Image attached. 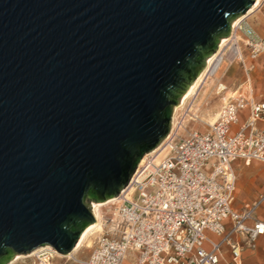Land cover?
<instances>
[{
    "label": "water",
    "instance_id": "water-1",
    "mask_svg": "<svg viewBox=\"0 0 264 264\" xmlns=\"http://www.w3.org/2000/svg\"><path fill=\"white\" fill-rule=\"evenodd\" d=\"M253 2L0 0V264L73 250Z\"/></svg>",
    "mask_w": 264,
    "mask_h": 264
},
{
    "label": "built area",
    "instance_id": "built-area-1",
    "mask_svg": "<svg viewBox=\"0 0 264 264\" xmlns=\"http://www.w3.org/2000/svg\"><path fill=\"white\" fill-rule=\"evenodd\" d=\"M235 31L244 38L245 82L226 96L206 131L171 130L140 159L126 186L105 201L113 205L106 230L82 264H123L128 253L135 264H241L242 248L264 237L257 215L264 189L234 208L232 166L264 164V102L255 101L248 83L249 62L264 54V37L244 20ZM46 248L29 258L33 264H53L56 252Z\"/></svg>",
    "mask_w": 264,
    "mask_h": 264
},
{
    "label": "crops",
    "instance_id": "crops-1",
    "mask_svg": "<svg viewBox=\"0 0 264 264\" xmlns=\"http://www.w3.org/2000/svg\"><path fill=\"white\" fill-rule=\"evenodd\" d=\"M241 16H243V15H241ZM242 19H244L245 23L255 32V34L257 36L264 37V0H259L257 8L252 10V12L249 15L245 16ZM240 35H241V37H239V38L236 35L234 36L235 40L232 43H230L227 47H225V53L222 56L218 57V59L216 60L215 68H214L215 73L213 74V76L216 74V72L221 68V66L224 63L230 64V63L234 62V58L236 56L240 55L239 53H241L242 57L243 56L245 57L246 51H245V48L242 44L243 43V36L241 33H240ZM237 63H238V61H237ZM249 64H253V69L251 70V72L248 75V79H249L248 83L251 86L253 97H254L255 101H257V102H264V54L260 55L255 60L250 61ZM238 66L241 67L242 79L238 83V85L235 86V88H233L232 91H230L228 94H231L233 91H235L246 80V75L242 69L241 64L238 63ZM208 81H209V79L207 80L206 84L208 83ZM201 90H202V88L198 91V94L194 98V100H192L193 101L192 106L194 107V113H192L190 109L187 111V109L189 108V104L191 102L190 99L188 100V103L186 102L183 105L184 108L182 107L181 108L182 110L178 111V112L183 111V112H181L182 116L179 118L177 117L179 122L182 121V124L186 121L184 123V125H185L186 123L189 122V120H192L194 122L199 121V122L207 125V124H211L215 120V118L219 112V109L221 108V106L224 103L225 96L223 94H225V92L223 93V91H225V88L220 83H218V85L216 87V93H217V95L220 96V105H219V109L217 110L214 118L210 114H206L205 116H202L201 114H199V112H200L199 107L197 104H195V100L199 96ZM186 111H187V113H186ZM190 113H192L193 115ZM177 115H178V113H177ZM242 115H244V113ZM242 164H244V163L242 162ZM252 165H254L256 167L260 166V165H256V164H252ZM252 165L249 164L246 166L251 167ZM235 175H236L235 190H236V188H238V190H237L238 192L245 193L247 195L252 194L253 196L255 194L256 197H257V195L262 193V191L264 189V178H262L260 181H257L258 179H257L256 175L246 174L243 177H241V175L239 173L238 174L235 173ZM253 200H249V201L245 202L240 208H236V207H234V208L241 209ZM258 218L261 220H264V214H262V216L258 215ZM101 228H102V226H101ZM100 233H101V231H100ZM100 233L94 238L93 243L91 242L92 245L94 244L95 239L100 235ZM90 244L87 247H90ZM128 254L132 256V261L129 264H135L134 254H132V253H128ZM75 255H73L71 258H62V257L56 256L52 260V263L53 264H59V262H57V260H60V261H63V264H65L69 261V259L70 260L73 259L75 257ZM25 258L26 257L24 256V258H21V259H25ZM227 258H229L228 254H227ZM16 261H18V260H14L10 264H14ZM125 261H126V258L123 262L124 264H125ZM240 263L241 264H264V237H260L255 242V246L253 248H247V247L242 248ZM221 264H224V263L222 262Z\"/></svg>",
    "mask_w": 264,
    "mask_h": 264
},
{
    "label": "rangeland",
    "instance_id": "rangeland-1",
    "mask_svg": "<svg viewBox=\"0 0 264 264\" xmlns=\"http://www.w3.org/2000/svg\"><path fill=\"white\" fill-rule=\"evenodd\" d=\"M231 32H232V28H231V24H230L229 35L231 34ZM239 37H241V35H239L238 38ZM218 47H219V44H218ZM217 50H218V48L215 50L214 54L217 52ZM238 63H237V60L230 63V64L224 63L221 66V68L216 72V74L214 76H213V74L215 73V71L209 77L208 83L202 88L199 96L195 100V104H197L199 107V111H200L199 114H201L202 116H205L206 114H210V115H212L213 118L215 117V114H216L217 110L219 109V105H220V96L217 95V93H216V87H217L218 83L222 84L225 88V91H223V93L225 92V94H223V95L225 97L229 96L228 93L230 91H232V89L235 88V86H237L238 83L242 79V71H241V67L238 66ZM181 112H183V111L178 112V115H177L178 118L181 117V115H182ZM173 113H174V108L172 109L169 132L171 131V125H172L171 123H172ZM206 129H207L206 124L201 123L199 121L194 122L192 120H189V122L184 125V128L179 130V133L181 135H185L188 131L204 132V131H206ZM252 164H256V165H260V166L256 167ZM250 165H252V166L247 167L246 165L242 164L241 161H236L232 164L235 173H237V174L239 173L241 175V177L245 176L246 174H251V175H256V177L258 179L257 181H260L262 178H264V164L263 163H258V162L253 163L252 162V163H250ZM237 190H238V188H236L235 193H234V197H235L234 201L235 202L233 204V207L240 208L245 202H247L249 200H253L256 197L255 194H254V196L252 194L247 195L245 193L238 192ZM104 203H106V202H104ZM91 205L92 204L90 203V208H91ZM112 207H113V205L111 206L110 204L109 205L107 204V205H104L101 207L100 216H101L102 221L105 218H108L111 216V212H112L111 208ZM262 214H264V205H262L259 208L258 213H257V215H261V216H262ZM104 230H106V229L104 228ZM99 233H97L95 235V237ZM92 243H93V241H92ZM92 243L90 244V247H84V248H81L79 250V252L74 257L76 259V261L69 260L65 264H82V262L87 260L92 248L94 247V245H92ZM22 258H24V255L22 256ZM17 260L18 261H16L14 264H33V260L29 259V258H25V259L20 258V260L19 259H17ZM131 261H132V256L128 255L126 257L125 264H129ZM57 262H59V264H63V261L57 260Z\"/></svg>",
    "mask_w": 264,
    "mask_h": 264
},
{
    "label": "bare ground",
    "instance_id": "bare-ground-1",
    "mask_svg": "<svg viewBox=\"0 0 264 264\" xmlns=\"http://www.w3.org/2000/svg\"><path fill=\"white\" fill-rule=\"evenodd\" d=\"M259 0H254L253 4L251 5V7L248 9L249 11L243 16L240 15V17L238 16V18L236 17L235 20L232 21L231 23V28H232V32L228 37H225L224 39H220L219 41V47L218 50L215 54H212L210 57H208L206 59V64L204 66V68L202 69V71L200 72V74L197 76V78L193 81V83L189 86V88L186 90V92L181 96V98L179 99V102L177 103L176 106H174V113L172 116V125H171V130L173 132L180 130L182 128H184V123L182 124V121H178L177 119V113L179 110H182L181 108L183 107V105L190 99L191 102L189 104V108L187 109V111L190 109L192 113H194V107L192 106V100H194V98L197 96L198 91L203 88V86L206 84L207 80L209 79V77L213 74V72L215 71V62L218 59V57L222 56L225 53V47H227L230 43H232L235 39L234 36L236 35L237 37L240 35L239 32L235 31L236 26L238 25V23L244 19L245 16L249 15L252 10H254L255 8H257ZM242 19V20H241ZM244 39V38H243ZM240 55L236 56L234 58V61L237 60L239 62L240 58H243L241 53H239ZM226 101V97L224 99V103ZM223 103V104H224ZM194 104V103H193ZM187 105V104H186ZM223 106V105H222ZM221 106V107H222ZM184 108V107H183ZM186 111V113H187ZM190 113V114H192ZM193 115V114H192ZM182 116V115H181ZM186 116V115H185ZM216 119V118H215ZM187 120V119H186ZM214 122V121H213ZM212 122V123H213ZM211 123V124H212ZM209 125V124H207ZM127 190H125L122 195H124L126 193ZM110 202H100V203H91V211L94 217V223L89 225L81 234V236L79 237V239L77 240L73 250L68 253L67 255H61L58 254L56 252V254L54 256H59L62 258H71L73 255H75L81 248L87 247L94 239L95 235L97 233H100V235L95 239L94 242V246L97 244L98 240L101 238L102 234L104 233V223L101 220V216H100V209L102 206L109 204ZM102 226V228H101ZM102 229V230H101ZM49 247H47L46 249H48ZM43 249L41 248H36L35 250L25 254H21V255H16L12 261L10 263H12L14 260L20 259L22 258V256L24 255L26 258H31L32 255L37 254L38 252L42 251ZM45 250V249H44ZM55 251V250H54ZM53 256V257H54ZM46 259V258H45ZM48 259V258H47ZM125 260V259H124ZM9 263V264H10Z\"/></svg>",
    "mask_w": 264,
    "mask_h": 264
},
{
    "label": "trees",
    "instance_id": "trees-1",
    "mask_svg": "<svg viewBox=\"0 0 264 264\" xmlns=\"http://www.w3.org/2000/svg\"><path fill=\"white\" fill-rule=\"evenodd\" d=\"M238 18V17H237ZM236 19V18H235ZM234 19V20H235ZM169 115V114H168ZM167 115V116H168ZM155 147V145H152V146H149V147H146V148H144V149H142V151H141V155L140 156H142L144 153H146L147 151H149L150 149H153ZM87 197H89V195H87Z\"/></svg>",
    "mask_w": 264,
    "mask_h": 264
}]
</instances>
